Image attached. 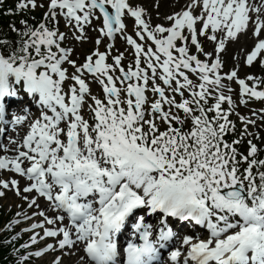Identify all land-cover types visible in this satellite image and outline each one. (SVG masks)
<instances>
[{
	"label": "snow or ice",
	"instance_id": "1",
	"mask_svg": "<svg viewBox=\"0 0 264 264\" xmlns=\"http://www.w3.org/2000/svg\"><path fill=\"white\" fill-rule=\"evenodd\" d=\"M38 7L47 8L42 21L13 23L17 38L0 37V124L28 128L20 141L9 137L15 149L0 145L14 152L0 156V171L26 181L0 179V197L12 190L35 209L18 212L7 228L42 218L23 229L32 235L14 248L17 264L48 252L59 253L51 264H63L81 251L76 264H163L166 249L169 264H264V149L248 139L247 155L240 151L256 121L236 112L232 87L239 85L241 103L264 102V77L241 78L239 66L224 72L220 56L251 31L256 43L245 63L264 65V0H191L166 17L168 26L153 25L130 0H19L7 12ZM61 18L77 41L88 39L86 26L101 33L83 62L64 46ZM117 35L133 50L127 65L123 52L112 55L113 44L99 48ZM233 114L244 132L229 143ZM189 225L206 228L207 237L182 235ZM47 238L53 242L30 250Z\"/></svg>",
	"mask_w": 264,
	"mask_h": 264
},
{
	"label": "rangeland",
	"instance_id": "2",
	"mask_svg": "<svg viewBox=\"0 0 264 264\" xmlns=\"http://www.w3.org/2000/svg\"><path fill=\"white\" fill-rule=\"evenodd\" d=\"M144 5L150 6V11L152 13V18H153L154 22H160V20L163 21L170 14L178 12L185 7L184 5L183 6L178 5V6H175L174 8L164 10L159 5V9H157V5H158L157 0H149V2L144 3ZM40 9L41 8H39V7L36 8L37 11H39ZM70 43L72 45H74L72 40L70 41ZM240 46H241L240 50L243 51V49H244L243 45H240ZM95 48H96V46L93 44L92 40H90V38H89V41L77 44V48L75 50V55H76V57L80 58L83 56V58H84L87 54L91 53ZM249 48H248V50H249ZM118 50L120 51V49H118ZM238 52L239 51H237V52L235 51V47L233 48L232 44L229 46V49L224 54V58L226 60V66L228 68L239 66V69L245 75V71L249 72V70H247L245 68L242 69L243 63L239 62V60L234 58V57L238 56ZM255 73H257L261 77H264V71L263 70L255 68ZM262 126L264 127V121L262 123ZM259 133L261 134V132H259ZM259 144L264 146V133L262 135V140L259 142ZM22 202H23L22 199H19L18 197L12 195L11 193H9L7 191H5L4 196L0 197V205H1V207H3L5 209L6 212H9L12 210L14 212H20ZM30 262H28V263L29 264H47L46 261L34 260V259H32Z\"/></svg>",
	"mask_w": 264,
	"mask_h": 264
},
{
	"label": "trees",
	"instance_id": "3",
	"mask_svg": "<svg viewBox=\"0 0 264 264\" xmlns=\"http://www.w3.org/2000/svg\"><path fill=\"white\" fill-rule=\"evenodd\" d=\"M12 8H15V6H12ZM10 19L11 16L7 14H3L2 11H0V37H6L8 39L13 38V36H16L15 33L12 32L10 27ZM2 224V219L0 218V225ZM14 249V246L12 245H3L0 243V264H11L12 262V251Z\"/></svg>",
	"mask_w": 264,
	"mask_h": 264
},
{
	"label": "bare ground",
	"instance_id": "4",
	"mask_svg": "<svg viewBox=\"0 0 264 264\" xmlns=\"http://www.w3.org/2000/svg\"><path fill=\"white\" fill-rule=\"evenodd\" d=\"M162 3V7L164 9H169L174 6H177L179 4H185L188 0H160ZM251 38V31H249L247 34L241 33L236 40H232V44H234L235 49L238 51L240 50V45L244 42V45L248 44V40ZM231 42L228 41L227 45H229Z\"/></svg>",
	"mask_w": 264,
	"mask_h": 264
}]
</instances>
